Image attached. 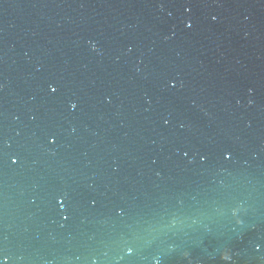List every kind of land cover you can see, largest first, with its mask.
Segmentation results:
<instances>
[{"label": "water", "instance_id": "95a60500", "mask_svg": "<svg viewBox=\"0 0 264 264\" xmlns=\"http://www.w3.org/2000/svg\"><path fill=\"white\" fill-rule=\"evenodd\" d=\"M0 264H264V0H0Z\"/></svg>", "mask_w": 264, "mask_h": 264}]
</instances>
